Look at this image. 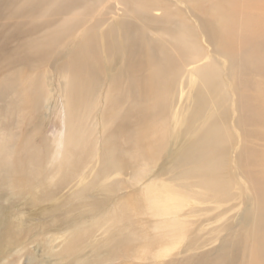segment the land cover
Here are the masks:
<instances>
[{
    "label": "bare ground",
    "instance_id": "6f19581e",
    "mask_svg": "<svg viewBox=\"0 0 264 264\" xmlns=\"http://www.w3.org/2000/svg\"><path fill=\"white\" fill-rule=\"evenodd\" d=\"M23 1L35 5L37 9H44L46 20L39 23L27 22L25 20L33 17L23 12L19 5L20 0H0V128L4 127L6 122L8 126L20 123L19 105L23 100L40 101L44 98L45 108L48 104H53L51 92L53 93L57 83L60 97L56 102L64 103L65 112L52 127L55 152L49 165L53 168L58 164V172H62L64 162L73 163L75 166L67 165L68 173L66 171V175L61 177L63 179L58 186L59 179L56 176L50 180L52 184L49 181L48 183L55 187L69 184V209H73L71 199L77 200V204L94 201L95 205V201L100 203L108 200L109 195L118 191L124 175L122 160L118 157L121 151L114 144L116 137L109 135L108 131L113 128H135L140 123L142 129L148 127V134L149 126L155 118H165V114L167 113L168 117L170 113L173 119L172 126L170 123L165 126V140L158 148L170 156L175 153L176 159L160 170L161 175L145 174L137 177L136 173L129 178L136 196H139L143 205V216L152 223L150 228L146 224H140L141 235H144L146 242L143 243L135 237L139 235L136 230H133L135 236L127 234L120 238L121 241L111 235L107 240L115 242L112 249L104 255L97 254L89 264L107 261L114 263L121 259L126 262L128 257H123L121 242H136V245L143 243L134 256L139 261H153L152 264H264V223L261 222L264 220V151L259 162L262 166L259 170L261 176H258L257 171L248 169V162L240 153L235 154L237 148L232 146L233 135L230 134L226 122L223 123L222 119L218 123L210 122L211 115L217 114L216 107L211 105L214 101L212 88L200 93L195 92L196 89L192 92L201 81L196 71L199 70L197 63L203 60V56L199 55L201 47L196 41L195 33L188 26L191 23L188 22L190 16L180 18L178 12L173 13L169 7L173 2L185 3L187 10L195 8L193 18L199 22L200 39L204 35L203 41L208 45L216 44L215 36L212 37L211 34L215 28L224 31L222 35L226 31L223 39L226 37L227 44L220 43L219 46L224 47L215 48L211 52L213 56L224 58L223 54L234 53L236 56L250 57L257 54L259 57L264 51V0H139L143 12L138 13L137 20L147 23L143 25L144 32L138 33L135 39L128 35L131 29L137 30L136 21L129 18L128 11L120 7L126 6L129 1L135 3L137 0ZM88 5H95L92 12H89L91 15L86 16L88 18L83 23L78 21L74 26L68 27V17L72 10L84 9ZM203 8H209V11L200 19ZM116 21L121 23L116 25ZM240 22L244 25L234 29L233 24ZM107 23L103 42H108L110 36L109 44H112L111 47L115 50L120 46L116 41V32L126 34L125 45L136 48L137 56L150 47V50H144L150 52L149 58H143V69L150 70L155 78L151 97L155 106L150 110L148 119L147 104L144 102L147 92L142 91L143 81L139 79L142 59L135 61L132 66V58H129L123 72L114 75L108 87L104 85L106 80L103 74L99 75L98 69L93 67L83 74L74 70L73 74L77 75L75 80L69 78L72 69H67L69 75L60 74L55 83L54 74L50 71H39L42 66L38 64L50 55L58 42L66 38L71 31H76L77 37H81L92 28L105 27ZM166 24L174 26L167 34L177 43V48L170 47L166 37L156 40L157 44L152 38L155 33L163 32ZM244 30L247 31L246 35L253 34L260 38L248 47L236 39L245 36ZM60 42L63 51L66 43ZM234 42L237 48H233ZM125 45L121 44V49ZM255 65L248 66L230 61L228 80L231 84H237L232 87L237 96L241 95L242 88L254 89L258 103H264V76ZM182 67L185 68L183 73ZM22 74L28 75L26 81L20 79ZM124 76L128 78L122 84L119 80L121 77L124 79ZM23 82H28L29 88H26ZM170 83H175L174 90L169 91ZM103 89H108V95L102 108L100 93ZM110 90H118V97H108ZM131 97L132 107L122 109L128 104L126 99ZM236 102L238 104V98ZM108 106L111 107L110 113ZM54 107L58 110L57 104ZM253 108L254 111L257 110L255 104ZM232 113L233 116L226 120L233 122V129L241 135L240 137L245 140L251 138L249 149L259 145V138L264 141V121L261 124L254 123L251 129H246L249 125L244 124V116L237 115V108ZM204 114L206 115L203 116ZM235 117L239 118L234 123ZM245 122L251 123L246 120ZM35 126L36 124L32 125L28 131L33 130ZM169 132L170 135L167 136ZM240 137L238 142L243 143ZM132 141L133 138L130 143ZM170 141L176 144L174 149ZM233 148L235 149L232 153ZM69 150L77 152L75 156L72 154L75 163L67 160L70 156ZM79 151L87 153L88 160L78 154ZM127 163L126 158L124 165ZM230 176H236L238 180L246 178L248 184L251 183L249 186L252 187L253 193L247 195L242 185H233ZM86 193H89V196ZM246 200L248 204H245ZM61 201L57 199L53 204H64ZM249 201H252L255 209L251 208ZM236 210H242L241 214L230 218L229 215ZM78 213L92 216L94 211ZM195 216L196 220L193 219ZM86 229L89 230L90 227ZM59 238H66L63 229ZM185 241L189 243L184 246ZM215 243H219V246L212 251L197 254V250L205 249L203 246L209 247ZM149 250L153 251L152 257L147 256ZM129 252L131 248L127 246L125 253ZM178 254L183 257L175 259Z\"/></svg>",
    "mask_w": 264,
    "mask_h": 264
},
{
    "label": "rangeland",
    "instance_id": "374dc122",
    "mask_svg": "<svg viewBox=\"0 0 264 264\" xmlns=\"http://www.w3.org/2000/svg\"><path fill=\"white\" fill-rule=\"evenodd\" d=\"M19 5L23 8L25 14L33 17L25 21L39 23L46 20L44 9H37L35 5H30L23 0H20ZM94 6L88 5L84 9H73L68 17V27L74 26L78 21L83 23L88 18L86 16L91 15L89 12H92ZM169 7L173 13L177 11L180 18H185V15L190 16V21L188 22L191 23L188 26L193 29L196 41L197 43L199 42V46L201 47L199 55L203 56V60L197 63L199 70L196 71L201 81L196 88L194 87L192 92L196 89L195 92L200 93L212 88L214 101L211 105L216 107L217 114L215 113L214 116L211 115L212 118L210 122L215 123L216 121L218 123L220 119H222L223 123L224 121L226 122L230 134L233 135L232 146L237 148L235 154L240 153L243 158L246 159L244 160L248 162V169L254 172L257 171V175L261 176L259 175V170L262 166L259 162L261 161L262 152L264 151V141L259 138V145L256 142V145L259 147L256 146L253 149H249V147H251V138L245 140L240 137L241 135L239 136L233 129V122H229L226 119H230L233 116L232 111L237 108V115L239 117L244 116V124L249 125L246 129H251L254 123L261 124L264 121V103H258V96L255 95L256 91L254 89L247 90L242 88L241 95L239 94L237 96L234 92L235 90L232 88L236 87L237 84H231L228 80L230 77L227 70L230 61L248 66L257 64L255 65L256 68L259 69V73L262 72L264 76V51L259 57H257V54H253L250 57L236 56L234 53L233 55L223 54L224 58L213 56L211 52L215 48L224 47L219 46L220 43L227 44L226 37L223 39L226 31L225 34L222 35L224 31L215 28L211 34L212 37L215 36L216 40L214 41H216V44L208 45L203 41L204 35L200 39L198 30L199 22L193 18L196 12L195 8L192 9L188 6L191 10H187L185 3L176 4L173 2L170 3ZM120 8H124V10L128 11L127 14H129V18L135 19L137 30L131 29L128 36L131 39L137 38L138 33L144 32L143 25L147 23L137 20L138 13L143 12L139 5V0L135 1V3L129 1L126 6H121ZM192 10L193 12L191 13ZM203 10V12H200V19L205 17V13L209 11V8H203ZM34 18H38V20ZM118 22L121 23V21H116L115 24L117 25ZM132 23H134V21H132ZM163 24L164 23H161V25ZM233 25L234 29H237L239 25H244V23H234ZM107 26L108 23L105 27L100 26V28L97 29L92 28L91 31L81 37H77L75 34L76 31H71L66 38L60 40L64 41V44L66 43L65 50L61 51V42L59 41L53 52L38 64L42 66L39 71H50L51 74L55 76L53 82L55 83L56 79L58 80L59 78L58 76H61L60 74L69 75L67 69H72L69 78L75 80L77 75L73 74L74 70L81 71L80 73L83 74L93 67L98 69L99 75L100 73L103 74L106 80L104 85L108 87L114 75L123 72L122 70L127 66L126 61L129 58H132V66L135 61L142 59L141 77L139 79L143 81L144 89H142V91L147 92L144 102L147 104L148 119L150 110L155 106V103L151 102L155 78L150 70L143 69V58H149L150 52L144 50H150V47L144 49L141 54L137 56L136 48L131 47L129 44L125 45L126 41L124 37H126V34H123V32H116V41L119 42L120 46L118 50H115L111 47L112 44H109L111 41L110 36H108V42H103ZM173 27L174 26L171 24H166L163 28V32L155 33L153 37L152 35L151 37L155 39L154 41L156 44V40L166 37L170 47L177 48V43L167 34V31ZM145 33L148 34L147 32ZM246 34L247 31L244 30L243 35L245 36L236 39L240 40L239 42L244 43L248 47L260 38L253 34ZM121 44L122 46L125 45L123 49H121ZM233 48H237L235 42ZM226 57L231 60L226 59ZM257 58L260 60L258 61ZM183 70H185V68L182 67V73ZM23 75L24 74L20 76V79L26 81L28 75ZM39 76L41 75L39 74ZM124 77V79L121 77L119 80L122 84H124L125 79L128 78V76ZM22 84H25V87L29 88L28 82H23ZM118 87L123 89L120 85H118ZM174 88L175 83H170L168 85L169 91L174 90ZM109 92L110 94L108 97L112 96V98L118 97V93H120L118 90H110ZM123 92H125V89ZM175 92L177 91L175 90ZM107 95L108 89L101 90L100 100L102 108L104 100L107 99ZM51 96V102L53 104H48L47 108H45L46 103L43 101L44 98L40 101L23 100L19 105L20 123L8 126V122H6L4 127L2 126L0 128L2 131V134H0V264H89L97 254L104 255L107 251L112 249V245L115 242L107 240L111 235H113L116 240L121 241L120 238L125 237L127 234L133 236V230L139 232L138 236L134 235L136 238L138 237L143 243L146 242L144 235H141L140 224H146L147 227L150 228L152 223L145 215L143 216V205L139 196H136L134 186L129 182V178L132 177L133 174L136 175V173L137 177H141L145 174H147V176L155 174L161 175L160 170L171 160L176 159L175 153L170 156L158 148L160 143L165 140V126L169 123L172 126L173 119L170 113L168 117L166 113L165 118L164 116L155 118L151 126H149L150 132L148 134V127L142 129L140 123L135 128H113L108 131V133L116 137L114 144L121 151L118 157L121 158L120 161L122 160L124 173L118 191H115L113 195H109L110 199L108 200L100 203L95 201V205L94 201L87 204H77V200L71 199L70 203L73 205V209H69L67 206L69 205V196L71 192L68 188L69 184L65 183L66 185H63L64 189L61 186H57L63 179L61 177L66 175V171L68 173L67 165H72L73 163L64 162L62 172H58V164L56 165L57 167L54 166L53 168H50L49 165V161L52 159V155L55 152L52 127L54 122L56 120L59 121V117L65 112L64 103L56 102L60 97L57 83H55ZM237 98L238 104L236 102ZM126 101H128V104L122 107V109L127 110L132 107V97L126 99ZM55 104L58 105V110L55 109ZM253 104L257 107L255 111ZM83 108L84 107L81 109V113H83ZM221 109L223 112H221ZM107 110L110 113L111 107L108 106ZM207 113L208 111L206 114ZM239 117H235L233 120L234 123ZM245 120L251 121V123H246ZM34 124H36L35 128L28 131ZM166 135L169 136L170 132ZM239 137L243 140V143H241V141L240 143L238 142ZM127 138L129 139L126 141ZM132 138L133 141L130 143ZM170 143L171 147L174 149L176 144L172 141H170ZM234 149L235 148H233L232 153ZM95 151L96 149H94V152ZM76 153L71 150L67 160L75 163L76 160H74V156ZM78 154L85 157V160L89 158V155L82 151H79ZM227 156L230 157V155ZM126 158L128 163L124 165ZM234 158L235 157H233V159ZM73 166H75V164H73ZM80 167L82 166L80 165ZM53 169H55V171ZM63 172L65 173L63 174ZM55 176L59 179V183L56 187L49 184L51 183L50 180L52 177ZM230 179L233 185L236 183L242 185L244 192L246 194L248 193L247 195L253 193L252 187L249 186L251 183L248 184L246 178L244 180L242 178L238 180L236 176H230ZM62 190H65V192ZM125 194H127V196ZM86 195L89 196V193H86ZM57 199H60L61 203L64 204H53ZM245 202V204H248L247 200ZM249 203L251 208L255 209L252 201H249ZM75 204H77L76 207ZM243 207H245V205ZM86 210H92L94 214L92 216H84L78 213L79 211L82 212ZM241 212L242 210L240 212H237V210L233 211L229 217L234 218V216L241 214ZM238 217L236 218L237 220ZM193 219L196 220V216ZM21 222L23 223L21 224ZM261 222L264 223V220L262 219ZM86 227H90V229L87 230ZM61 229H63L66 237L62 240L59 238ZM105 231H107V233H105ZM50 239L52 242H50ZM185 242L184 246L189 243L188 241ZM121 244L123 245L124 251L123 257H128L126 262H124L125 259H121L114 263L113 261H107L100 264L153 263V261L147 259H145L147 261H139L135 258L136 256H134V254H137L142 244L136 245V242L131 244L121 242ZM127 246L131 248V252L126 254L125 249ZM217 246H219V243H215L209 247L203 246L205 249L201 251L197 250V254L212 251ZM152 254L153 251L149 250L147 256L152 257ZM182 257V254H178L175 259H181Z\"/></svg>",
    "mask_w": 264,
    "mask_h": 264
}]
</instances>
